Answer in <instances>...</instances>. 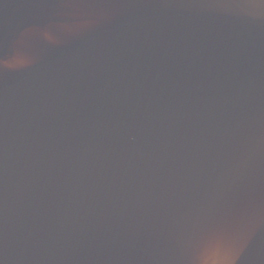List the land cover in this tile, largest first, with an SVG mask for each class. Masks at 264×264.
I'll return each mask as SVG.
<instances>
[{
  "label": "water",
  "instance_id": "1",
  "mask_svg": "<svg viewBox=\"0 0 264 264\" xmlns=\"http://www.w3.org/2000/svg\"><path fill=\"white\" fill-rule=\"evenodd\" d=\"M264 264V0H0V264Z\"/></svg>",
  "mask_w": 264,
  "mask_h": 264
},
{
  "label": "clouds",
  "instance_id": "2",
  "mask_svg": "<svg viewBox=\"0 0 264 264\" xmlns=\"http://www.w3.org/2000/svg\"><path fill=\"white\" fill-rule=\"evenodd\" d=\"M204 264H224V261L218 258V254L212 253L204 258Z\"/></svg>",
  "mask_w": 264,
  "mask_h": 264
}]
</instances>
